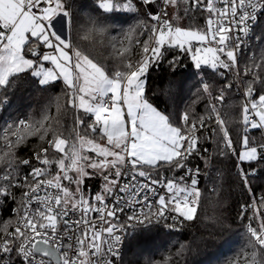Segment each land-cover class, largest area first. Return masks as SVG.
I'll return each instance as SVG.
<instances>
[{"label": "snow or ice", "instance_id": "6c2138e0", "mask_svg": "<svg viewBox=\"0 0 264 264\" xmlns=\"http://www.w3.org/2000/svg\"><path fill=\"white\" fill-rule=\"evenodd\" d=\"M78 10L89 27L74 35ZM196 12L206 14L203 27L181 26ZM122 13L138 18L124 27ZM262 18L264 0H82L79 8L74 0H0V114L25 77L45 89L60 82L64 97L39 118L0 115V208L14 205L0 219V264H121L126 241L154 227L180 231L199 219L200 178L209 172L190 166L192 159L209 169L217 155L234 157L251 193L257 169L243 165H264V47L243 67L241 58ZM97 45L111 48L117 70L91 55ZM173 50L169 67L188 56L201 77L180 112L161 109L147 90L150 70ZM205 69L224 79L218 94L201 76ZM234 87L243 97L238 120L222 115L225 93ZM164 95L171 100L169 90ZM201 101L203 113L196 111ZM233 123L242 130L235 141ZM32 138L31 157L20 158ZM211 141L213 152L205 147ZM93 179L101 181L95 192ZM249 210L244 243L224 264H264V195L241 205L240 218ZM204 219L224 227L218 216Z\"/></svg>", "mask_w": 264, "mask_h": 264}, {"label": "trees", "instance_id": "16d2710c", "mask_svg": "<svg viewBox=\"0 0 264 264\" xmlns=\"http://www.w3.org/2000/svg\"><path fill=\"white\" fill-rule=\"evenodd\" d=\"M74 2L79 8L82 0H74ZM83 2L91 4V0H83ZM141 13H143V9H141ZM205 15L196 12L194 20L185 18L180 21V24L184 27H203ZM119 17V23L124 27L134 23L138 18L133 13H122L119 14ZM88 27L87 17L83 11L78 10L73 22L74 35L81 28L86 30ZM80 34L83 35V31H80ZM110 34L118 35V30L110 29ZM255 36H260L261 39L256 41ZM84 43L87 45L89 42L85 41ZM261 47H264V18L255 28L252 46L244 52L241 58V67L248 62L249 54H255L259 57ZM89 50L91 55L105 63L110 71H115L120 67L118 62L111 58V48L107 45H97ZM175 54L174 50L169 52L168 57L158 68L150 70L147 90L153 103L157 104L158 107L168 111L180 112L194 98L193 94L199 87L201 77L194 75L192 62L188 56H182L181 63L175 68L169 67L167 61ZM201 76L212 86L214 94H218L225 83L223 78L207 69L201 73ZM228 79H232L230 74ZM62 87L63 85L57 82L47 89L41 88L25 77L19 82L15 95L10 97V106L0 115L4 118L9 116L25 119L29 116L39 118L41 113L53 104L56 97L59 96L63 103ZM165 90H169L171 100L164 95ZM242 100L243 98L238 96L233 89L227 91L222 106V115L227 113L228 117L238 120ZM203 104L204 102L201 101L196 105L197 112H204ZM51 112L55 115L54 106L51 107ZM62 119L66 126L70 125L71 113L64 115ZM229 128L233 140H237L242 131L239 124L233 123L229 125ZM250 135L255 136L257 140L260 139L259 130H253ZM35 144L36 139L32 138L26 146L18 150L19 157L22 159L31 157ZM205 147H209V151L213 152L215 151V142H207ZM190 164H199L203 167V163L199 159H192ZM255 166L257 165H243L246 170H251ZM162 174L168 177L174 175L172 172H163ZM88 184L91 185V190L95 192L98 188V179L89 180ZM249 186L252 190L251 193L237 174L234 157L223 158L217 155L209 168V175L200 180L203 196L201 208L198 210L199 219L193 222H185L180 231L168 230L163 226L154 227L137 235L130 242L126 241L121 253V264H150V262L154 264V262L161 261L168 256L173 258V264H224L228 255L244 243L245 226L252 213L249 210L241 219V205L250 204L253 196L264 195V170H257L256 175L249 177ZM213 188L216 191H210ZM213 215L220 217L223 221L222 230L213 228L204 219L205 216ZM253 223L255 224V222ZM209 232H212L211 236H209ZM181 244L187 247L183 255L177 256V250Z\"/></svg>", "mask_w": 264, "mask_h": 264}, {"label": "built area", "instance_id": "2783aa9c", "mask_svg": "<svg viewBox=\"0 0 264 264\" xmlns=\"http://www.w3.org/2000/svg\"><path fill=\"white\" fill-rule=\"evenodd\" d=\"M169 10V12H171V9L169 8L168 9ZM256 28V27H255ZM254 34H255V29H254ZM253 38H254V35H253ZM252 42H253V40H252ZM251 46H252V43H251ZM250 46V47H251ZM249 47V48H250ZM249 48H247V49H245V51H247ZM244 51V52H245ZM233 90L235 91V93L238 95V96H240V97H242V95H241V93L240 92H237L236 91V89H235V87L233 88ZM243 98V97H242ZM212 143L214 142V141H211ZM209 148V147H208ZM29 158V157H28ZM197 164H195V165H191L190 164V166H192V167H195ZM253 168H256L257 170H264V165H261V166H255V167H253ZM201 169H202V172L203 171H208L209 172V169H204V167H202L201 166ZM25 171H26V169H25ZM203 177H207V176H204V175H202L201 176V178H200V180L203 178ZM158 191H159V193L160 194H163V189H158ZM14 205L11 203V202H9L7 205H4L2 208H0V219H8L9 217H10V215H11V208L13 207ZM13 220H14V217H13ZM169 230V229H168ZM125 244H126V242H125ZM124 247H125V245H124ZM124 247H123V249H124ZM123 249H122V252H123ZM45 259H47V258H45Z\"/></svg>", "mask_w": 264, "mask_h": 264}, {"label": "rangeland", "instance_id": "374dc122", "mask_svg": "<svg viewBox=\"0 0 264 264\" xmlns=\"http://www.w3.org/2000/svg\"><path fill=\"white\" fill-rule=\"evenodd\" d=\"M154 175H155V174H154ZM100 186H101V181H100V180H98V188H97V190H96V191H98V190H99Z\"/></svg>", "mask_w": 264, "mask_h": 264}]
</instances>
